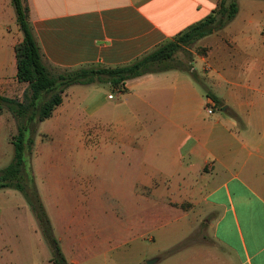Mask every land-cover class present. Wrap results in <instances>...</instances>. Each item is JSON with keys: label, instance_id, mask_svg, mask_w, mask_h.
I'll return each instance as SVG.
<instances>
[{"label": "crops", "instance_id": "0c3cea01", "mask_svg": "<svg viewBox=\"0 0 264 264\" xmlns=\"http://www.w3.org/2000/svg\"><path fill=\"white\" fill-rule=\"evenodd\" d=\"M218 2L27 0L42 58L61 68L127 64ZM236 3L187 65L129 79L124 91L105 83L113 93L78 84L84 165L76 187L65 184L62 218L42 201L69 264H264V0ZM21 39L13 5L0 0V95L27 87L16 78ZM16 191L0 189V264H30L38 251L52 264Z\"/></svg>", "mask_w": 264, "mask_h": 264}, {"label": "trees", "instance_id": "16d2710c", "mask_svg": "<svg viewBox=\"0 0 264 264\" xmlns=\"http://www.w3.org/2000/svg\"><path fill=\"white\" fill-rule=\"evenodd\" d=\"M22 39L14 46L16 78L27 84L22 99L0 95V110L5 105L14 116L17 132L11 137L13 156L0 169V189L12 188L23 194L33 213L41 235L50 247L52 264H69L63 255L39 192L30 166L32 134L36 124L49 118L61 104L66 88L75 84H109L124 91L125 81L148 73L161 72L182 66L175 56L182 45H190L200 38L222 29L237 12L236 0H219L218 5L199 22L189 26L173 40H167L135 60L114 67L83 64L75 67H56L42 58L29 20L27 0H10ZM187 67L197 82L201 78ZM54 70V72H53ZM215 101L218 98L207 92Z\"/></svg>", "mask_w": 264, "mask_h": 264}, {"label": "rangeland", "instance_id": "374dc122", "mask_svg": "<svg viewBox=\"0 0 264 264\" xmlns=\"http://www.w3.org/2000/svg\"><path fill=\"white\" fill-rule=\"evenodd\" d=\"M196 44L197 41L190 45H182L175 54L177 60L187 65L195 54L202 52V47L196 46ZM197 72L199 74L203 73L200 69ZM83 87L85 86L75 84L66 88L67 94L65 95V91L63 92L60 107L63 111L58 117L53 112L49 118L39 121L31 136L30 166L33 179L40 198L54 221L62 218L65 211V193H62L65 190V184H73L72 186L76 187L77 182L74 179H77L79 168L84 165V158L81 157L84 152L77 140L78 125L74 119L77 117L79 105L77 89ZM99 88L106 93H113L107 84L100 85ZM23 92L20 97H17V94H6L8 97L10 95L11 98L20 100ZM2 106L0 110L3 116L2 121H0V169L6 167L12 159L13 145L10 139L17 132L14 116L5 105ZM65 107H68V109ZM68 116L74 117V124H69L68 121L65 122V118ZM16 193L17 198H21L28 205L23 194L19 191H16ZM29 214L32 217L33 213ZM29 263L50 264L43 262L41 251H38L36 259L34 258Z\"/></svg>", "mask_w": 264, "mask_h": 264}, {"label": "built area", "instance_id": "2783aa9c", "mask_svg": "<svg viewBox=\"0 0 264 264\" xmlns=\"http://www.w3.org/2000/svg\"><path fill=\"white\" fill-rule=\"evenodd\" d=\"M207 112H208V113H211V112H212V105H210V106L207 108Z\"/></svg>", "mask_w": 264, "mask_h": 264}, {"label": "water", "instance_id": "95a60500", "mask_svg": "<svg viewBox=\"0 0 264 264\" xmlns=\"http://www.w3.org/2000/svg\"><path fill=\"white\" fill-rule=\"evenodd\" d=\"M154 261V259L146 260V264H151Z\"/></svg>", "mask_w": 264, "mask_h": 264}]
</instances>
